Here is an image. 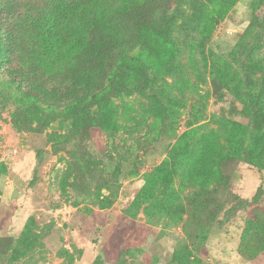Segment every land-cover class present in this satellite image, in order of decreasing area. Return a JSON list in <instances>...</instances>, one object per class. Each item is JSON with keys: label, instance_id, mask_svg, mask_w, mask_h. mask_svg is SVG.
I'll use <instances>...</instances> for the list:
<instances>
[{"label": "rangeland", "instance_id": "374dc122", "mask_svg": "<svg viewBox=\"0 0 264 264\" xmlns=\"http://www.w3.org/2000/svg\"><path fill=\"white\" fill-rule=\"evenodd\" d=\"M213 1L144 0L112 16L75 67L54 75L27 62L17 31L22 50L0 67V264H264V253L240 250L251 211L264 210V168L247 153L224 167L228 185L207 195L175 180L159 188L160 207L135 204L185 132L218 127L222 115L248 125L250 142L261 128L264 0H238L205 35L194 17ZM173 14L170 37L196 91L147 70L149 80L71 113L32 100L64 106L101 90L140 29L162 31ZM221 63L234 72L230 88L216 78Z\"/></svg>", "mask_w": 264, "mask_h": 264}, {"label": "trees", "instance_id": "16d2710c", "mask_svg": "<svg viewBox=\"0 0 264 264\" xmlns=\"http://www.w3.org/2000/svg\"><path fill=\"white\" fill-rule=\"evenodd\" d=\"M143 1L0 0V67L12 68L13 55L22 50L23 42H18L17 35L20 30V37L30 52L26 59L28 63L48 75L73 68L80 56L94 43V34L98 29L104 31L112 16L134 8ZM237 1L214 0L212 8L198 13L194 19L203 34L212 32ZM167 21L162 31L150 27L140 29L137 46L122 52L121 59L106 75L101 90L82 95L64 106L46 104L37 98L32 100L37 105L71 113L78 107H84L91 99L105 97L112 87L128 89L149 80L147 70L154 73L156 80H167L170 76L172 85L183 94L196 91L191 77L178 60L180 47L170 37L175 15H170ZM215 75L221 84L230 88L234 72L226 63L220 64ZM262 84L255 103L261 128L253 141H249L248 125L224 115L217 117L218 127H200L185 132L165 162L147 174L135 204L140 207L145 205V211L150 205L160 207L157 200L159 188L173 184L175 180L184 189L207 195L228 185L229 177L224 167L230 161L242 159L246 153L251 164L264 168V107L261 101L264 80ZM86 85L88 80L85 77L75 87ZM15 89L19 90V86L16 85ZM115 113L118 114V110L112 111V117ZM198 207L204 208L203 205ZM262 216L264 210L254 209L246 222L240 250L250 259L264 253Z\"/></svg>", "mask_w": 264, "mask_h": 264}]
</instances>
